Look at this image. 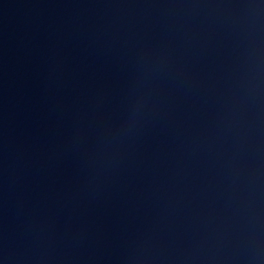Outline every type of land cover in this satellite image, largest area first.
Returning <instances> with one entry per match:
<instances>
[{
  "label": "water",
  "instance_id": "95a60500",
  "mask_svg": "<svg viewBox=\"0 0 264 264\" xmlns=\"http://www.w3.org/2000/svg\"><path fill=\"white\" fill-rule=\"evenodd\" d=\"M0 264H264V0H0Z\"/></svg>",
  "mask_w": 264,
  "mask_h": 264
}]
</instances>
